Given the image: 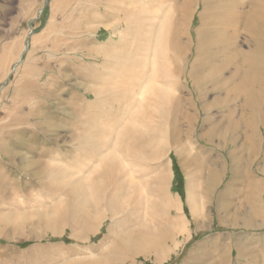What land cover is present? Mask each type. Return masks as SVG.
<instances>
[{"label": "rangeland", "instance_id": "rangeland-1", "mask_svg": "<svg viewBox=\"0 0 264 264\" xmlns=\"http://www.w3.org/2000/svg\"><path fill=\"white\" fill-rule=\"evenodd\" d=\"M182 2L0 0V264H81L101 261L110 250L117 228L109 218L82 233L83 227L63 214L70 194L79 193L83 184L90 201H98V190L90 187L96 176L91 179L90 173L104 169L98 158L82 159L76 136L84 132L92 137L101 128L111 131L117 123L129 122L125 117L131 103L113 101L128 83L127 55L139 49L138 57L151 64L159 41L152 28L157 25L154 17H178ZM192 12L190 32L196 41L204 17H209L202 6ZM164 42L167 52L168 36ZM203 48L199 53L197 44L188 48V71L199 57L210 60L213 69L223 63L222 47ZM144 77L133 78L134 86ZM184 87L186 92L179 95L196 98ZM214 91L209 87L204 104L211 107L209 115L217 122L221 113L214 104L220 93ZM134 98L153 102L147 94L142 98L134 94ZM194 112L192 129L187 121L181 122L178 144L169 130L159 129L166 126L159 120L155 138L151 137L154 131L148 130L141 142L148 150L145 159L135 162L122 146L112 160H105L109 166L126 165L130 186L139 182L137 189L129 188L119 200L129 217L120 229L145 236L144 252L114 264H264L262 148L256 156H243V171L250 170L253 183L239 184L229 156L235 147L217 138L205 140L206 115L197 105ZM244 133L239 134L240 145ZM102 138L98 141H111L114 134ZM124 146L137 149L138 143L130 139ZM176 166L183 197L176 190L180 183ZM213 167L220 178L207 194ZM165 168L170 173L168 193L179 201L168 212L158 207L159 198L149 189ZM189 188L198 199L195 215L188 202ZM254 193L258 203L253 205ZM173 224L180 227L174 230Z\"/></svg>", "mask_w": 264, "mask_h": 264}, {"label": "bare ground", "instance_id": "bare-ground-1", "mask_svg": "<svg viewBox=\"0 0 264 264\" xmlns=\"http://www.w3.org/2000/svg\"><path fill=\"white\" fill-rule=\"evenodd\" d=\"M201 6L209 18L204 17L203 26L197 31L195 41L190 32L192 11ZM235 8L239 11H234ZM161 17H154L157 25L152 26L154 33L159 34V41L156 43L158 47L155 48L157 56H154L153 62L148 65L147 61L138 57L139 49L138 52L127 55L125 63V69L128 71L127 87L125 86L122 93L114 95V102L128 100L131 103L130 111L125 117L129 122L117 123V127L111 131L101 128L99 133L92 137L84 132L76 136L82 159L98 158L100 161L98 165L101 164L104 169L101 173L93 167L94 171L90 173L94 174L90 175L91 179L96 176L90 187L98 190V201H90L87 197L88 188L82 183L80 192L77 191L80 194L75 191L74 194H70L63 214L67 220L69 218L70 223H74L73 225H81L82 233L93 231L96 222L104 217L109 218L112 226L117 228L116 236L115 234L112 236L110 250L104 254L101 261L81 264H114L144 252L142 247L144 235L136 231L126 233L120 229L122 222H126L129 217L128 209L119 205V200L129 188L137 189L140 184L133 181L130 186V182L126 180L129 170L124 163L120 166H109L105 160L109 158L112 160V156L118 154L117 147L122 146L124 154L133 155L135 162L145 159L148 150L147 146L142 145L145 141L144 136L148 130H153L154 135L151 137L155 138L158 126L156 123L159 120L166 125L159 129L167 132L169 130L171 139L178 144L181 137L179 130L181 122L187 121L192 129L196 105L200 106L206 115L204 125L208 126V132L202 137L209 142L217 138L223 145L231 144L235 147L236 150L231 151L229 156L231 168H235L233 176L239 184L248 186L253 183L250 170L243 171L245 170L243 156L246 154L249 157L256 156L261 150L264 155V0H183L178 17H171L169 20ZM166 36L170 41L166 47L167 52L163 49L166 45L164 42ZM196 44L198 53L200 46L205 49L222 47L223 63L218 69L212 68L210 60L202 61L200 57L190 71L186 69L187 50ZM243 46H247L246 51L243 50ZM148 67L150 71H146ZM142 74L145 76L144 79L138 86H134L135 82L132 79ZM184 86L188 87L193 97L196 96L193 98L194 101L179 95L186 92ZM209 87L220 93L219 102L216 101L214 104L221 113V118L217 122L209 115L211 107L204 104ZM134 94L141 98L146 94L151 95L153 102L145 104L142 99L136 101ZM133 120L138 124L132 122ZM131 122L134 126L130 125ZM242 130L245 131L243 135L245 140L244 144L240 145L239 134ZM107 134H114L113 140L98 141V138L101 139L104 135L106 137ZM130 139L137 141V149L124 146ZM238 144L240 148H237ZM260 170L264 174V165ZM169 178L170 173L165 168L156 177L155 184H150L149 187L159 198L158 207L167 212L179 205V201L168 193ZM219 178L220 171L211 168L205 190L207 194L212 192ZM188 202L195 215L199 211L198 199L190 188ZM257 203L258 193H254L251 204ZM238 219L239 217L235 215L234 221L238 222ZM247 219L246 223L251 224L252 219ZM172 227L176 230L180 226L173 224Z\"/></svg>", "mask_w": 264, "mask_h": 264}, {"label": "trees", "instance_id": "trees-1", "mask_svg": "<svg viewBox=\"0 0 264 264\" xmlns=\"http://www.w3.org/2000/svg\"><path fill=\"white\" fill-rule=\"evenodd\" d=\"M174 172L176 174V178H178V181L180 182L179 183V187L176 188V190L180 193V195L183 197V193H182V188H183V182L182 180L179 178L180 177V172H179V169L178 167H174ZM180 179V180H179Z\"/></svg>", "mask_w": 264, "mask_h": 264}]
</instances>
